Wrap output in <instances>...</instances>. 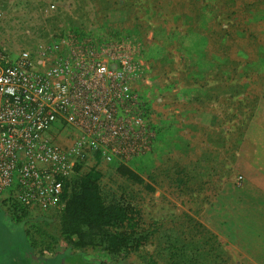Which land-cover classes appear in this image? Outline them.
<instances>
[{"label":"rangeland","instance_id":"obj_1","mask_svg":"<svg viewBox=\"0 0 264 264\" xmlns=\"http://www.w3.org/2000/svg\"><path fill=\"white\" fill-rule=\"evenodd\" d=\"M248 2L0 0V50L10 59L32 61L36 70L79 61L112 72L101 84L109 86L133 148L110 161L90 154L82 174L90 169L109 201L127 210L129 201L137 206L144 229L153 233L148 249L160 250L161 260L166 250L178 253L194 241L196 248L206 242L210 264H264V211H247L239 201L252 173L239 167L243 144L264 141V0ZM126 82L133 83L129 96L121 90ZM52 135L67 146L78 132L55 126ZM197 158L208 169L200 175L192 170ZM119 166L145 186L129 183ZM209 171L229 176L215 185ZM10 194L0 196V264H47L72 251L60 237V211H31L16 224L5 216ZM183 214L201 228L182 222ZM85 258L110 262L99 246L85 250Z\"/></svg>","mask_w":264,"mask_h":264},{"label":"built area","instance_id":"obj_2","mask_svg":"<svg viewBox=\"0 0 264 264\" xmlns=\"http://www.w3.org/2000/svg\"><path fill=\"white\" fill-rule=\"evenodd\" d=\"M82 64L55 62L36 70L34 62L10 59L0 50V196L11 191L4 199L8 205L62 211L64 187L77 165L87 166L88 156L97 152L106 161L126 158L133 148L109 86L101 84L112 72L100 64ZM132 84L121 88L124 95L132 93ZM96 90L95 97L88 93ZM133 121L139 123L141 116ZM55 126L73 129L78 136L67 146L59 145L52 135ZM140 148L141 144L132 153Z\"/></svg>","mask_w":264,"mask_h":264},{"label":"trees","instance_id":"obj_3","mask_svg":"<svg viewBox=\"0 0 264 264\" xmlns=\"http://www.w3.org/2000/svg\"><path fill=\"white\" fill-rule=\"evenodd\" d=\"M235 1L233 0L234 3ZM258 1L249 0L248 4L253 6ZM212 134H214L212 136L216 135L215 132ZM195 163L196 167L192 170L197 168L199 175L204 173L207 169L204 166V159L197 158ZM84 167H86L84 164L77 165L75 174L66 183L64 187V194L66 193L65 196H67L65 207L58 213L60 237L71 245L70 250L72 251L57 255L51 260L56 259L58 264H120L122 259L129 258V264H164L160 250L148 249L149 242L154 240L153 233L144 229V222L137 206L129 201V210H127L122 203H115L114 199L109 201L104 196L98 181L89 178L90 169L82 174ZM117 172L123 177L126 176L129 183L130 181L137 182L145 186L144 180L130 169L119 166ZM206 176H209V181H215L216 185L227 179L229 172H222L216 178L215 174L212 175L209 171ZM146 187L150 189L148 184ZM3 203L10 215L9 218L16 224L31 215L28 208L16 203L8 205L7 199ZM182 222L196 224L201 228V225L187 214H183ZM184 234L182 232V241H184ZM45 236L50 237L46 234ZM95 246L101 248L105 253V259L109 258L111 263L86 260L85 250ZM205 246L206 242H198L197 248L194 241L189 242L178 253H175L172 247L166 250L168 258L164 262L166 264H210L209 256L202 250ZM51 260L47 261V264H52Z\"/></svg>","mask_w":264,"mask_h":264},{"label":"crops","instance_id":"obj_4","mask_svg":"<svg viewBox=\"0 0 264 264\" xmlns=\"http://www.w3.org/2000/svg\"><path fill=\"white\" fill-rule=\"evenodd\" d=\"M253 144L252 147L249 141L245 142L241 152L239 167L243 163L252 173L247 175L248 181L240 189L239 201L243 200L246 203L245 210H252L254 206V211L258 212L264 211V141L253 142ZM5 216L9 218L8 213ZM260 218L264 219V212L261 213ZM17 258L20 256L15 257Z\"/></svg>","mask_w":264,"mask_h":264}]
</instances>
